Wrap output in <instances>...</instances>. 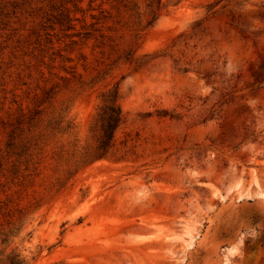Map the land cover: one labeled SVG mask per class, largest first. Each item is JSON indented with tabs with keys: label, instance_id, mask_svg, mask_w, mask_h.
Here are the masks:
<instances>
[{
	"label": "rangeland",
	"instance_id": "1",
	"mask_svg": "<svg viewBox=\"0 0 264 264\" xmlns=\"http://www.w3.org/2000/svg\"><path fill=\"white\" fill-rule=\"evenodd\" d=\"M263 193L264 0H0V264H264Z\"/></svg>",
	"mask_w": 264,
	"mask_h": 264
},
{
	"label": "trees",
	"instance_id": "2",
	"mask_svg": "<svg viewBox=\"0 0 264 264\" xmlns=\"http://www.w3.org/2000/svg\"><path fill=\"white\" fill-rule=\"evenodd\" d=\"M118 97L119 94L116 87L108 89L102 94V104L98 112L100 134L93 159L104 157L108 149L112 146L114 130L122 121ZM33 120L34 117L32 116L28 120V123L30 124ZM23 260V258L19 257V254L7 255L6 257L7 264H22Z\"/></svg>",
	"mask_w": 264,
	"mask_h": 264
},
{
	"label": "bare ground",
	"instance_id": "3",
	"mask_svg": "<svg viewBox=\"0 0 264 264\" xmlns=\"http://www.w3.org/2000/svg\"><path fill=\"white\" fill-rule=\"evenodd\" d=\"M263 195H264V193H263Z\"/></svg>",
	"mask_w": 264,
	"mask_h": 264
}]
</instances>
